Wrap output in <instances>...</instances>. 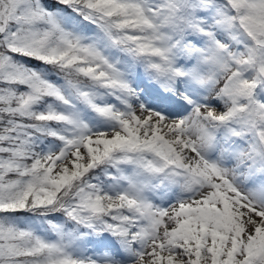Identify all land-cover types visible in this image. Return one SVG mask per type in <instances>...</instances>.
Listing matches in <instances>:
<instances>
[{
	"label": "snow or ice",
	"instance_id": "6c2138e0",
	"mask_svg": "<svg viewBox=\"0 0 264 264\" xmlns=\"http://www.w3.org/2000/svg\"><path fill=\"white\" fill-rule=\"evenodd\" d=\"M0 264H264V0H0Z\"/></svg>",
	"mask_w": 264,
	"mask_h": 264
}]
</instances>
